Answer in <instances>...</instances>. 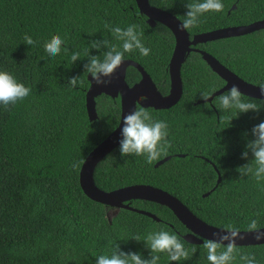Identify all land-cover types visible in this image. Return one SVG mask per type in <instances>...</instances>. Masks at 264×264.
<instances>
[{
	"label": "trees",
	"instance_id": "trees-1",
	"mask_svg": "<svg viewBox=\"0 0 264 264\" xmlns=\"http://www.w3.org/2000/svg\"><path fill=\"white\" fill-rule=\"evenodd\" d=\"M149 2L182 19L185 4L192 0ZM222 3V12L204 14L198 26L187 30L191 39L264 20V0ZM147 21L136 0H0V71L11 73L31 88L27 98L7 110L0 105V264H95L96 256L109 251L110 242L118 243L121 251L136 252L147 259L150 249L143 238L161 229L179 236L190 258L176 262L160 254L158 264H208L204 250L183 239L189 230L168 207L145 200L128 202L155 214L161 220L158 222L97 203L80 185L86 157L121 120V94L112 97L103 92L96 98L95 121H90L86 106L91 84L84 72L86 53L102 58L107 51L90 48V42L108 39L119 43L105 23L121 28L138 26L142 42L151 52L147 57L138 51L126 54L125 60L139 63L162 95L171 93L169 65L175 36L164 24L152 27ZM26 34L38 43L26 45ZM53 35L65 43L61 53L50 58L43 45ZM194 49L212 54L245 81L264 84V30L199 44ZM73 52H80L81 57L72 64ZM181 75L183 96L175 106L145 108L154 120L167 123L168 154L149 165L143 157H122L118 146L96 166V186L109 192L150 185L178 198L209 225L222 228L230 223L245 231L249 220L257 219L264 228V181L241 177L237 171L253 159L250 152L247 160L241 155L253 139L251 129L264 121V107L259 112L240 113L230 121L232 110H220L212 102L207 106L198 103L204 100L202 93L213 95L226 84L198 52L188 55ZM77 76L83 85L67 86L69 78ZM141 79L138 69L127 68L130 87ZM167 157L171 159L155 167ZM75 161H83L78 169L71 167ZM133 236H140L141 241ZM194 245L197 251L193 254ZM241 254L254 255L257 264H264V245L238 246L233 264H242Z\"/></svg>",
	"mask_w": 264,
	"mask_h": 264
},
{
	"label": "clouds",
	"instance_id": "clouds-1",
	"mask_svg": "<svg viewBox=\"0 0 264 264\" xmlns=\"http://www.w3.org/2000/svg\"><path fill=\"white\" fill-rule=\"evenodd\" d=\"M185 7L187 9L186 14L182 19H178L180 21L179 30L181 31L198 26L200 18L206 13L222 12L224 5L222 0H192V2L185 4ZM104 27L119 43H112L108 39L90 42V48L107 49L102 53V58L101 56H90L89 52L86 53L88 63L84 64V72L90 74L98 86H107L112 83L111 77L125 61L126 54L138 51L140 56L147 57L151 52V49L142 42L143 32L138 31L137 25L132 24L126 28H121L119 26L112 27L105 23ZM23 40L29 46L38 43L27 34ZM64 43L65 41L59 35H53L50 40L44 43L43 47L48 56L52 58L61 53ZM80 57V52H73L70 58L72 64ZM77 85H83L80 76L69 78L67 86L75 88ZM259 88L261 96H264V84H261ZM30 93L31 88L18 82L11 73L0 71V105H3L6 110L9 105L23 101ZM211 96L210 92L201 94V98L206 102L205 106H207V101ZM212 103L220 110H232L233 116L230 121L240 113L259 112L264 107V100L259 103L255 99L245 100L244 95L235 84L226 93L216 97ZM168 134L166 122L154 120L150 111L137 107L123 118L122 139L119 142L121 156L143 157L145 162L151 165L161 156L168 154V149L171 147V142L167 139ZM244 135L247 136L248 133ZM251 135L253 139L247 142L241 158L247 160L250 152L253 159L238 167L237 171L241 177L251 176L259 183L264 181V121L251 129ZM82 163L83 161H75L71 167L78 169ZM220 229L221 231L212 234L213 238L203 239V243L199 247L206 253L208 264H233L238 253L236 241L238 239L243 240L245 237L240 235L239 228L230 223ZM245 232L252 233L257 241L264 240V231H261L257 219L249 220ZM132 238L141 241L140 236H133ZM143 241L146 247L150 249V256L147 259L136 252L121 251L118 243L113 245L110 242L109 251L96 256L95 264H158L161 258L160 254H166L170 261L176 262L186 261L190 258L189 250L185 247L182 239L169 231L161 229L149 232ZM196 251L197 247L194 245L191 252L194 254ZM239 258L242 264H257L254 255L241 254Z\"/></svg>",
	"mask_w": 264,
	"mask_h": 264
},
{
	"label": "water",
	"instance_id": "water-1",
	"mask_svg": "<svg viewBox=\"0 0 264 264\" xmlns=\"http://www.w3.org/2000/svg\"><path fill=\"white\" fill-rule=\"evenodd\" d=\"M136 3L140 13L148 17L147 22L150 26L154 27L157 23L164 24L175 36V48L169 65L172 88L171 93L168 96L162 95L145 69L139 63L128 59H126L121 67L116 70L111 77L112 83L107 86H98L89 74L88 77L91 84L86 95V106L90 121H95L98 118L96 98L103 92L110 94L112 97H117L119 94L122 95V112L118 127L86 157L80 171V185L85 195L97 203L103 204L107 207L127 209L147 215L158 222L161 220L155 214L138 210L130 206L128 202L132 200H145L166 206L189 230L188 234L183 235V239L191 244L200 245L203 243V239L213 238L212 234L221 231V229L204 222L178 198L154 186L140 184L123 187L109 192L103 191L98 188L94 182V170L102 159L119 146V142L122 139L121 129L123 127V118L127 114L134 111L138 106L143 108L151 107L155 109H169L180 101L183 96V81L181 75L182 66L192 51L200 53L211 69L226 82L225 86L215 92L209 98L207 103L212 102L216 96L227 92L234 84L239 87V90L244 96L264 100V96H261L260 93V86L254 85L240 78L237 74L225 67L212 54L203 50L194 49V47L199 44L245 36L256 31L264 30V20L249 25L221 28L197 34L191 39L187 30H179V18L172 13L152 6L149 0H136ZM235 8L236 6H233V9ZM129 66L138 69L142 75V79L132 87H130L126 81L127 68ZM148 94L151 95V98L147 97ZM198 103L206 102L205 100H201ZM180 157H184V155H180ZM170 159L171 157L163 159L158 162L155 167L157 168L163 165ZM218 182H221L220 177ZM208 195L209 193L204 196L206 197ZM261 231H264V228H261ZM240 235L245 238L243 240L238 239L236 241L237 246L264 245V240H255L252 233L241 231Z\"/></svg>",
	"mask_w": 264,
	"mask_h": 264
},
{
	"label": "rangeland",
	"instance_id": "rangeland-1",
	"mask_svg": "<svg viewBox=\"0 0 264 264\" xmlns=\"http://www.w3.org/2000/svg\"><path fill=\"white\" fill-rule=\"evenodd\" d=\"M115 212L114 211H110V214L112 215V214H114Z\"/></svg>",
	"mask_w": 264,
	"mask_h": 264
},
{
	"label": "bare ground",
	"instance_id": "bare-ground-1",
	"mask_svg": "<svg viewBox=\"0 0 264 264\" xmlns=\"http://www.w3.org/2000/svg\"><path fill=\"white\" fill-rule=\"evenodd\" d=\"M147 97H148V98H151V95H150V94H148V95H147Z\"/></svg>",
	"mask_w": 264,
	"mask_h": 264
}]
</instances>
